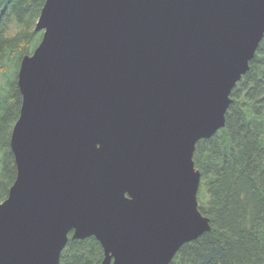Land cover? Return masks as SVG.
I'll return each instance as SVG.
<instances>
[{"label": "water", "instance_id": "95a60500", "mask_svg": "<svg viewBox=\"0 0 264 264\" xmlns=\"http://www.w3.org/2000/svg\"><path fill=\"white\" fill-rule=\"evenodd\" d=\"M22 58L0 264H169L209 230L195 144L225 124L264 36V0H45Z\"/></svg>", "mask_w": 264, "mask_h": 264}, {"label": "trees", "instance_id": "16d2710c", "mask_svg": "<svg viewBox=\"0 0 264 264\" xmlns=\"http://www.w3.org/2000/svg\"><path fill=\"white\" fill-rule=\"evenodd\" d=\"M44 3L0 0V202L16 177L9 138L21 104L17 71L42 39L35 24ZM229 98L224 127L198 141L192 157L198 210L209 230L181 246L169 264H264V36ZM103 258L95 238L69 235L59 264Z\"/></svg>", "mask_w": 264, "mask_h": 264}, {"label": "rangeland", "instance_id": "374dc122", "mask_svg": "<svg viewBox=\"0 0 264 264\" xmlns=\"http://www.w3.org/2000/svg\"><path fill=\"white\" fill-rule=\"evenodd\" d=\"M9 81H11V77L9 76Z\"/></svg>", "mask_w": 264, "mask_h": 264}, {"label": "bare ground", "instance_id": "6f19581e", "mask_svg": "<svg viewBox=\"0 0 264 264\" xmlns=\"http://www.w3.org/2000/svg\"><path fill=\"white\" fill-rule=\"evenodd\" d=\"M70 237H71V235H70Z\"/></svg>", "mask_w": 264, "mask_h": 264}]
</instances>
